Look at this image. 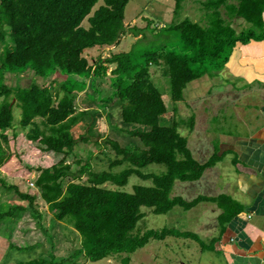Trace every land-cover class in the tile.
<instances>
[{
	"label": "trees",
	"instance_id": "1",
	"mask_svg": "<svg viewBox=\"0 0 264 264\" xmlns=\"http://www.w3.org/2000/svg\"><path fill=\"white\" fill-rule=\"evenodd\" d=\"M98 1L0 0V167L11 158L8 131L14 139L23 132L43 151L62 156L50 167L27 169L39 173L35 181L38 193L22 192L0 179L21 200L0 213V220L12 217L15 210L27 211L29 205L35 217H42L33 206L41 198L53 212L54 224L61 222L80 236V247L68 260L57 263L37 256L21 264H74L82 256L95 262L122 255L126 262L125 255L153 239L188 234L167 228L136 232L147 210L166 214L176 206L189 210L201 202H213L222 210L220 226L226 227L243 209L226 193L199 195L191 201L172 195L177 181L200 180L221 155L215 146L206 162L194 157L178 123L164 120L168 107L150 68L162 67L163 76L170 80L172 100H183L187 85L224 68L238 44L264 39V0H205L204 23L185 18L156 32L151 42H160L151 48L140 45L139 39L128 51L91 62L87 50L116 46L130 29L125 23L130 0H104L93 11ZM183 2L175 0V12L183 8ZM221 8L226 9L227 18ZM236 18L249 27L238 32L231 23ZM146 30L153 29L148 25ZM142 31L132 29L135 36ZM28 70L44 80L56 73L65 78L53 79L48 85L36 79L29 86L6 82L8 73L20 75ZM105 79L111 88L106 97L100 87ZM81 97L84 106L79 110ZM108 106L120 109L119 123L107 112ZM15 108L20 109L21 117L14 125ZM101 110L111 123L103 143L97 142L103 150L95 157L89 153L86 160L76 158L80 167L74 172L67 158L80 140L89 141L94 120H103ZM194 122L192 115L191 128ZM118 135L125 141L113 138ZM154 164L164 170H145ZM132 177L143 184L133 182L129 192L124 187Z\"/></svg>",
	"mask_w": 264,
	"mask_h": 264
},
{
	"label": "rangeland",
	"instance_id": "2",
	"mask_svg": "<svg viewBox=\"0 0 264 264\" xmlns=\"http://www.w3.org/2000/svg\"><path fill=\"white\" fill-rule=\"evenodd\" d=\"M205 0H184L183 8L175 12V0H130L125 10V23L130 27L128 33L122 37L121 43L115 48H99L97 51L85 52V55L92 62L99 56L109 57L114 52L128 51L131 46L138 41L145 47L151 48L160 41L154 40V35L161 32L162 27L176 24L185 18H191L195 21H205V9L203 2ZM104 0H99L93 11L102 5ZM223 16L227 18L226 9L221 8ZM232 25L238 32L247 26L242 18L231 19ZM88 25L87 19L83 22ZM149 25L151 32L146 30ZM133 27L144 30L139 36L132 32ZM249 27V26H247ZM163 42V41H162ZM161 42V44H162ZM146 44V45H144ZM2 46L0 45V51ZM211 75L206 74L200 79L190 82L184 90V98L181 101L174 102L171 98L170 80L163 76V68L151 65L150 71L153 80L164 95L168 107V113L164 117L166 122H177L179 132L188 138V145L194 157L200 162H206L215 152L220 138L224 134H246L245 119L252 118L256 115L254 96L244 97V92L239 91L236 86L234 76L228 78L222 70ZM6 82L11 86H29L35 79L42 85H48L53 79L62 81L65 77L56 73L47 80L36 78L33 71L28 70L23 74L8 73ZM102 95L106 97L111 90L108 79L101 83ZM234 100H236L234 102ZM234 103V104H233ZM78 109H83L82 97L78 99ZM107 112L112 114L115 122H120V109L116 106H108ZM102 111V110H101ZM106 111H102L103 120L95 119L92 123L89 141H79L75 146V151L67 158V162L72 164V170L78 171L80 165L76 158L82 157L86 160L89 153H94L95 157L103 148L97 144L104 141L108 136L111 123L108 120ZM195 116L194 127L189 125L191 116ZM21 117V111L18 108L14 110V125L18 124ZM100 121V122H99ZM99 122V123H98ZM254 122V121H253ZM19 130V126H16ZM91 127V126H90ZM20 131V130H19ZM11 142L10 148H7L11 158L5 165L0 167V179L7 184L17 185L22 192L38 193V188H32L28 184L31 178L39 175L37 171L28 172V168L38 169L50 167L60 161L61 155L52 152H46L41 149L37 143H32L21 132L14 139L12 131L7 132ZM121 142V135L116 137ZM103 143V142H102ZM216 146V147H215ZM232 155L221 157L214 166L205 170L202 178L192 182L177 181L172 190V195H181L187 197L185 200L191 201L199 195H213L226 193L227 184L235 181L236 173L234 164L230 161ZM108 159L104 161L107 162ZM222 161V162H220ZM95 166L96 164L92 162ZM99 167L102 166L98 164ZM164 170L162 165H150L145 170ZM69 178L65 180L67 184ZM138 182L143 184L141 179L132 177L124 189L132 191L131 184ZM145 184V183H144ZM196 195V196H195ZM194 197V198H193ZM192 198V199H190ZM21 203L18 195L14 191L7 190L3 184H0V213L14 208L17 203ZM212 204V203H211ZM20 205V204H19ZM28 203H26V206ZM33 206L41 213L40 218L33 215L31 206L25 212L15 210L12 217H5L0 220V264H21L24 260L34 259L37 256L41 259L62 262L68 260L80 247V236L70 227L61 222L54 224L53 212L48 205L41 199H37ZM206 208L196 206L190 211L183 209L181 206L174 207L166 214H154L148 212L144 219L138 222L136 232L143 233L149 229L162 230L164 228L180 230H191L205 237L207 232L206 226L202 227V220L205 221ZM193 240V239H192ZM191 242V239L179 238L178 235H167L162 239H153L143 248L135 253L125 255L126 262L122 256L111 259H103L92 262L86 257H79L74 264H200L198 258L200 248L196 242L193 254L187 250L184 243Z\"/></svg>",
	"mask_w": 264,
	"mask_h": 264
},
{
	"label": "crops",
	"instance_id": "3",
	"mask_svg": "<svg viewBox=\"0 0 264 264\" xmlns=\"http://www.w3.org/2000/svg\"><path fill=\"white\" fill-rule=\"evenodd\" d=\"M97 50L99 47L86 52ZM222 70L227 78L235 77L238 92H244V97L256 98L254 105L258 115L245 119L249 121L245 122L246 134H224L218 140L219 155H232L230 161L237 162L234 164L235 181L225 185L228 194L239 201L243 209L222 227L219 205L201 202L198 206L207 210L204 211L207 214L205 221L201 222L202 227L208 225L205 237L201 238L200 233L191 230H180L188 234L178 237L191 239L184 243L189 255L196 248L192 242L198 244L200 250L196 258L200 264H264V39L238 44ZM219 194L222 193L217 196Z\"/></svg>",
	"mask_w": 264,
	"mask_h": 264
},
{
	"label": "built area",
	"instance_id": "4",
	"mask_svg": "<svg viewBox=\"0 0 264 264\" xmlns=\"http://www.w3.org/2000/svg\"><path fill=\"white\" fill-rule=\"evenodd\" d=\"M36 178H37V177H36ZM35 181H36V179H34V178L32 177L31 180H30L29 183H28V184L30 185V187H32V188H34V187L37 188V187H36V182H35Z\"/></svg>",
	"mask_w": 264,
	"mask_h": 264
}]
</instances>
